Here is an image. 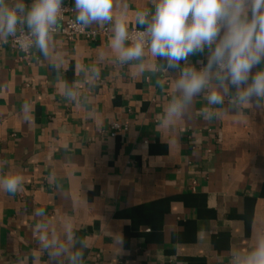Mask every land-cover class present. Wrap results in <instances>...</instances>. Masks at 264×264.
Instances as JSON below:
<instances>
[{
    "label": "crops",
    "instance_id": "0c3cea01",
    "mask_svg": "<svg viewBox=\"0 0 264 264\" xmlns=\"http://www.w3.org/2000/svg\"><path fill=\"white\" fill-rule=\"evenodd\" d=\"M124 2L130 32L157 0ZM104 27L109 38L52 35L49 56L32 48L27 61L0 41V175L24 177L0 191V264H56L44 245L68 227L83 264H232L264 235V100L205 119L201 93L162 127L178 70L148 49L119 63L112 24L87 28ZM114 123L128 129L113 137Z\"/></svg>",
    "mask_w": 264,
    "mask_h": 264
},
{
    "label": "clouds",
    "instance_id": "9594fccd",
    "mask_svg": "<svg viewBox=\"0 0 264 264\" xmlns=\"http://www.w3.org/2000/svg\"><path fill=\"white\" fill-rule=\"evenodd\" d=\"M73 10L75 22L82 27L112 24L110 46L119 63L142 62L147 47L151 57L178 70L175 94L161 116L162 127L183 119L201 93H205L206 107L201 112L205 119L222 114L226 101L240 112L264 100V0H157L151 14L136 12V23L143 31L135 38L129 34L124 0H74ZM62 14L63 0H32L31 5L25 0H0V41L15 37L21 50L36 48L47 58ZM22 29L26 31L18 36ZM205 53L201 67L188 62L190 56ZM23 107L26 110L28 105ZM6 163L0 161V167ZM23 184L19 173L0 175V191L15 195ZM65 237L64 243L44 247L51 248L56 264H83V252L75 248L70 227ZM122 242V235H116L115 243ZM232 264H264V235L250 250L237 251Z\"/></svg>",
    "mask_w": 264,
    "mask_h": 264
},
{
    "label": "built area",
    "instance_id": "2783aa9c",
    "mask_svg": "<svg viewBox=\"0 0 264 264\" xmlns=\"http://www.w3.org/2000/svg\"><path fill=\"white\" fill-rule=\"evenodd\" d=\"M74 10L67 4H63V14L58 23V26L52 35H62L67 40L72 41L76 38H83L85 40H94L98 37L105 36L110 37L111 32L108 27H104L102 29H89L78 25L75 22V18L73 17ZM143 29H133L129 32L130 37L135 38L136 34ZM23 31L18 33V36H21ZM9 44L16 49L21 54V59L28 60L30 57L31 49L21 50L19 44L16 41L15 37L10 39ZM147 50V47L145 48ZM127 125H121L120 123H114L111 127L110 134L111 136H116L117 133L121 130H127Z\"/></svg>",
    "mask_w": 264,
    "mask_h": 264
}]
</instances>
